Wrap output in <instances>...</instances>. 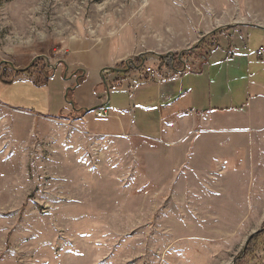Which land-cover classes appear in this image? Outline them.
Instances as JSON below:
<instances>
[{
    "label": "rangeland",
    "instance_id": "1",
    "mask_svg": "<svg viewBox=\"0 0 264 264\" xmlns=\"http://www.w3.org/2000/svg\"><path fill=\"white\" fill-rule=\"evenodd\" d=\"M250 10L246 0H0V59L30 54L54 68L87 46L118 64L143 57L162 77L171 56L194 63L221 40L225 50L242 16L263 18ZM52 115L0 104V264H233L264 231L259 124L237 135L186 123V143L169 150L148 138L156 118L145 137Z\"/></svg>",
    "mask_w": 264,
    "mask_h": 264
},
{
    "label": "crops",
    "instance_id": "2",
    "mask_svg": "<svg viewBox=\"0 0 264 264\" xmlns=\"http://www.w3.org/2000/svg\"><path fill=\"white\" fill-rule=\"evenodd\" d=\"M246 2L250 11H261L263 18L242 16V22L232 27L228 25L229 32L222 36L228 44L223 51L221 40L204 55L207 57L196 59L194 56V63L184 60L177 69L172 60L174 56L167 58L163 61L167 70L160 79L153 80L146 73V66L154 69L155 65L143 57L118 64L99 57L101 49L84 46L80 49L84 52L76 54L69 62L61 59L52 64L55 76L47 86L37 87L26 76H19L10 84L0 79V104L42 118H53L52 113L61 118L82 114L78 120L96 123L100 121L96 112L106 109L109 116L105 119L111 121L108 126L118 131L128 129L141 136L149 133L148 126L156 118L160 126L155 133L158 137L149 134L148 138L164 141L169 150L186 143V133H191L182 130L186 123L206 127L202 134L236 132L245 135L247 126L254 129L256 123L257 128L264 127V58L257 54L264 47V2ZM220 29L222 27L216 31ZM253 37L261 43L250 49L248 45ZM35 58L30 54L17 55L5 63L24 70ZM17 60L27 63L19 69L14 64ZM122 64L123 69L114 70L116 65ZM213 69H219L224 79L211 76ZM188 75L194 83L183 87L182 82ZM8 76L13 77V74L9 71ZM207 79L210 80L207 82ZM217 102L224 103V107H216ZM258 258L264 262V254Z\"/></svg>",
    "mask_w": 264,
    "mask_h": 264
},
{
    "label": "trees",
    "instance_id": "3",
    "mask_svg": "<svg viewBox=\"0 0 264 264\" xmlns=\"http://www.w3.org/2000/svg\"><path fill=\"white\" fill-rule=\"evenodd\" d=\"M219 33H221V31L214 32V35L216 36ZM201 43H200L199 47L197 48V51L200 50ZM197 51L195 50V52H193V53H196ZM188 53L189 52H187V53L184 52V53H181L180 55H175L173 57L172 60L174 62H176L175 69H177L178 66H181L184 63V58H185L186 54H188ZM197 55H196V57H197L196 59H199V57H202V59L204 57H207V56H199V54H197ZM43 60L44 59L37 58L33 61V63L30 65V67L28 69L16 70L10 64L4 63L0 59V70H1L0 79L3 83L10 84V83H13L17 77L26 76V77L30 78L32 80V82L37 87L47 86L49 84V82L54 78L55 70L52 67H50L48 64L43 65V63H44V62L42 63ZM136 61H137V59L134 60V63H137ZM137 65L138 64H135V66H137ZM122 66L123 65L116 66L114 70L123 69ZM9 71L13 74V77L9 78V76H8ZM81 81L82 80H80V82ZM81 117H82V114L74 116V119L77 120ZM259 252L261 254H264V231L259 232L251 240L250 244L248 245V248H247L245 255L236 264H242V263L243 264H264L262 258H259V259L256 258L257 254ZM247 261H249V262H247Z\"/></svg>",
    "mask_w": 264,
    "mask_h": 264
},
{
    "label": "built area",
    "instance_id": "4",
    "mask_svg": "<svg viewBox=\"0 0 264 264\" xmlns=\"http://www.w3.org/2000/svg\"><path fill=\"white\" fill-rule=\"evenodd\" d=\"M258 56L261 57V58H264V47H261L258 52H257ZM146 73L148 75H150V77L153 79V80H157V79H160V75L153 70V68H146ZM96 116L97 118L99 119H105L109 116V111L106 110V109H102L100 111H98L96 113Z\"/></svg>",
    "mask_w": 264,
    "mask_h": 264
},
{
    "label": "water",
    "instance_id": "5",
    "mask_svg": "<svg viewBox=\"0 0 264 264\" xmlns=\"http://www.w3.org/2000/svg\"><path fill=\"white\" fill-rule=\"evenodd\" d=\"M200 42H201V41H199L198 44L194 47L195 49L198 47V45H199ZM4 63H5V62H4ZM144 63H145V60H143V62H142V66L144 65ZM259 232H260V231L255 232L254 234H252V235L250 236V238L248 239V241H247V243H246V247H245V249H244V251H243L241 257H240L239 259H237L236 261H234L233 264H236V263L238 262V260H241V259L243 258V256L245 255V253H246V251H247V248H248V245L250 244L251 240H252V239L254 238V236H255L256 234H258Z\"/></svg>",
    "mask_w": 264,
    "mask_h": 264
}]
</instances>
